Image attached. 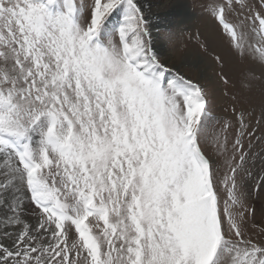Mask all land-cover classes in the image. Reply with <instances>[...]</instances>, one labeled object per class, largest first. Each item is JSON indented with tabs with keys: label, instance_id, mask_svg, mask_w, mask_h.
Wrapping results in <instances>:
<instances>
[{
	"label": "snow or ice",
	"instance_id": "obj_1",
	"mask_svg": "<svg viewBox=\"0 0 264 264\" xmlns=\"http://www.w3.org/2000/svg\"><path fill=\"white\" fill-rule=\"evenodd\" d=\"M207 11L264 68V0ZM232 112L216 131L141 0H0V264H264L239 179L264 114Z\"/></svg>",
	"mask_w": 264,
	"mask_h": 264
},
{
	"label": "rangeland",
	"instance_id": "obj_2",
	"mask_svg": "<svg viewBox=\"0 0 264 264\" xmlns=\"http://www.w3.org/2000/svg\"><path fill=\"white\" fill-rule=\"evenodd\" d=\"M175 2H180L183 7L180 4L173 8ZM209 2L141 0L151 22L153 44L158 54L170 66L198 80L208 89L213 101V115L219 118L218 124L213 122V128L219 131L225 121H232L235 125L233 108L243 109L255 125L264 114V68L250 57L241 59L230 48L220 26L207 11ZM182 10L186 13L180 15ZM216 55L222 57V70L230 80L227 86L219 79L221 68L214 59ZM249 71L261 77L251 88L245 87ZM234 131L235 128L227 133L230 141ZM262 132L264 123L260 125L257 136ZM205 151L221 168L218 175L222 174V158L216 154L215 146L208 144ZM250 151L252 155L246 165L250 174H243L239 179L245 193L247 234L258 239L264 229V143L253 139ZM29 220L34 223L33 217L29 216Z\"/></svg>",
	"mask_w": 264,
	"mask_h": 264
},
{
	"label": "bare ground",
	"instance_id": "obj_3",
	"mask_svg": "<svg viewBox=\"0 0 264 264\" xmlns=\"http://www.w3.org/2000/svg\"><path fill=\"white\" fill-rule=\"evenodd\" d=\"M180 2L178 3V2H175V3H173V5L172 6H174L173 8H176V7H178V6H180ZM182 5V4H181ZM181 7H183V5L181 6ZM183 11V10H182ZM181 11V12H182ZM188 12V11H187ZM186 13V10H185V12L183 11V13H181L180 15H183V14H185Z\"/></svg>",
	"mask_w": 264,
	"mask_h": 264
}]
</instances>
